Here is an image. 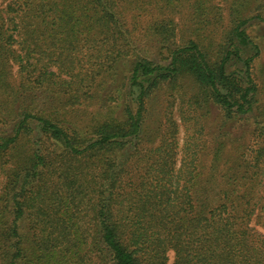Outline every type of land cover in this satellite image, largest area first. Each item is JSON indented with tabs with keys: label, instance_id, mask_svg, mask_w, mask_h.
<instances>
[{
	"label": "trees",
	"instance_id": "1",
	"mask_svg": "<svg viewBox=\"0 0 264 264\" xmlns=\"http://www.w3.org/2000/svg\"><path fill=\"white\" fill-rule=\"evenodd\" d=\"M214 1L10 0L0 8V61L17 65L16 93L28 82L70 113L92 98L97 76L111 75L128 95L124 117L95 123L89 137L52 108L16 115L17 129L0 138V264H170V252L173 264H264V119L254 75L262 50L248 33L252 21L264 23V0H230L227 13ZM141 11L164 18L136 30ZM151 33L168 66L143 45ZM86 63L100 70L89 82L77 72ZM186 79L198 86L195 111L221 112L223 140L244 119L255 122L254 145L224 167L226 142L204 146L201 126L181 146L173 116L172 136L161 123L144 132L154 87L173 95Z\"/></svg>",
	"mask_w": 264,
	"mask_h": 264
},
{
	"label": "rangeland",
	"instance_id": "2",
	"mask_svg": "<svg viewBox=\"0 0 264 264\" xmlns=\"http://www.w3.org/2000/svg\"><path fill=\"white\" fill-rule=\"evenodd\" d=\"M9 1L10 0H0V8H4ZM229 1L230 0H215L214 5L223 7L225 13H227L226 7H228L227 3ZM135 14L139 15V17H137L139 22L136 21V30H144L147 28L150 21L164 18L162 17L163 14L157 11H141L136 12ZM124 16L126 19L128 17L130 19L131 11H124ZM138 32L140 31H137V33ZM137 33L135 34L136 36ZM248 33L262 50L254 63V75L260 87V95H258L260 102L257 104L256 110H258L259 113H262L260 114L261 116H259L260 119H258L262 120L264 119V23L255 20L252 21L248 26ZM158 42V38L151 33V35L144 39L143 45L146 47V50L149 51V55L155 63H158V65L163 67L168 66V61H162L160 59V46ZM242 51L245 56H252L255 53L250 48L242 49ZM87 58L84 60V63L87 61ZM4 60L5 59L0 61L2 65L0 68L3 67L0 69V138L14 133L20 121L19 118L15 117L21 113V111L26 109L27 106L30 107V110L33 113H38L40 116L45 115L47 108H52V110H55L58 113L59 117L57 119H65L66 123L70 124L76 129V131L80 132L83 137L90 136L88 131L95 125V123H100L101 121L104 122V120L111 121L122 119L124 117L123 109L125 104H123V99L124 97H128L126 94L127 91L125 89L121 92L120 96V93L116 91L115 85H113L111 75H105V80H103L102 77L97 76L96 81L92 82L93 86L88 88V90L93 92L88 94L92 98L87 102L86 106L75 103L74 110L70 113H65L63 110L65 109V105H63L61 99L59 103L56 100H53V94L51 92L43 93L41 90L34 91L29 89L30 85L28 82L24 83L23 89L21 88V93L20 91L16 93L21 85V77L18 73V67L13 61L7 60L6 62ZM124 64H126V62H124ZM84 65L85 68H83V70L78 69L77 72H82L83 75L85 73L88 74L87 82H89L90 73H99L100 70L99 67L95 65H88V63ZM131 67L132 63H127L124 66V70H129ZM127 73L128 72L126 71V74ZM154 79L148 81L147 85L152 84ZM181 86L179 92H175L173 95L169 94L166 84H162L159 88L157 86L154 87L150 97H147L146 99L148 111L146 114L147 120L144 132L146 134H156V130L161 123L163 124V130L166 132L169 131L168 134L172 136L173 130H169V123H166L170 115L173 116L174 119H176V122L180 125L179 133L177 134L180 146L184 144L185 138H187L189 134L194 133L198 130V127L201 126L203 132L198 136L200 137L199 142L209 149H212L215 145L214 137H220L218 125L221 122L222 114L215 107H207L205 110L200 108L195 111L198 106L193 99L198 86L190 79L181 81ZM112 95H114L115 98H113ZM15 96L20 98L19 103H15ZM186 117H192V119L196 118L200 124L197 127H194V120H190L189 122L183 121ZM252 123L251 120L244 119L238 127L234 128L233 133L228 138L225 137L226 139L223 140V137H220L222 141L226 142V147L224 149L225 152H223V158L221 159V167L226 166L228 159H233L241 149H244L242 146L243 144L247 143L254 145L253 128H255V122L254 124ZM164 125H166L165 129ZM36 131L35 135H37ZM206 155L207 158L211 160L212 154H210L209 150L206 151ZM252 225L256 224L254 223ZM258 230L262 231L261 227H258ZM169 256L170 264H173L174 253L170 252Z\"/></svg>",
	"mask_w": 264,
	"mask_h": 264
}]
</instances>
